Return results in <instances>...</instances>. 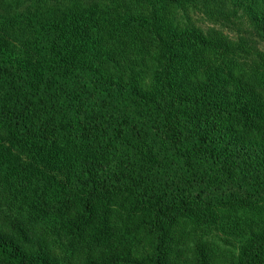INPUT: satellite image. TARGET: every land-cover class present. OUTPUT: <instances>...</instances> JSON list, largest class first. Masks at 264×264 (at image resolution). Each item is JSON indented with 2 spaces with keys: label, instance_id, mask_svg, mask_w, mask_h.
Listing matches in <instances>:
<instances>
[{
  "label": "trees",
  "instance_id": "obj_1",
  "mask_svg": "<svg viewBox=\"0 0 264 264\" xmlns=\"http://www.w3.org/2000/svg\"><path fill=\"white\" fill-rule=\"evenodd\" d=\"M205 1L0 0V264H264V53Z\"/></svg>",
  "mask_w": 264,
  "mask_h": 264
},
{
  "label": "rangeland",
  "instance_id": "obj_2",
  "mask_svg": "<svg viewBox=\"0 0 264 264\" xmlns=\"http://www.w3.org/2000/svg\"><path fill=\"white\" fill-rule=\"evenodd\" d=\"M222 1L223 0H211L214 4L211 6L215 11H219V13L222 14L221 17L215 21L209 19L208 16L202 13H196L194 11L189 12L195 26L201 28L205 33L220 31L226 35L234 46L233 49L238 60H246V54L238 49L243 42L250 41V44L253 45L255 50L264 53V40L257 34L256 21H254L253 17H251L248 12V7L236 6L229 2L219 7L216 3ZM201 2L204 3L203 5L206 4L205 0H201ZM215 241L218 242V238H216ZM242 242V238L230 237L221 240L220 243L223 247L229 248V250L238 254L239 244Z\"/></svg>",
  "mask_w": 264,
  "mask_h": 264
}]
</instances>
